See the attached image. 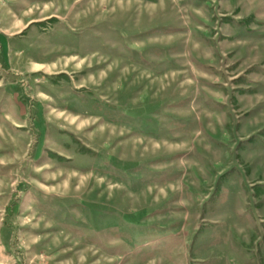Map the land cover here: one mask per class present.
Here are the masks:
<instances>
[{
    "label": "rangeland",
    "instance_id": "1",
    "mask_svg": "<svg viewBox=\"0 0 264 264\" xmlns=\"http://www.w3.org/2000/svg\"><path fill=\"white\" fill-rule=\"evenodd\" d=\"M0 264H264V0H0Z\"/></svg>",
    "mask_w": 264,
    "mask_h": 264
}]
</instances>
